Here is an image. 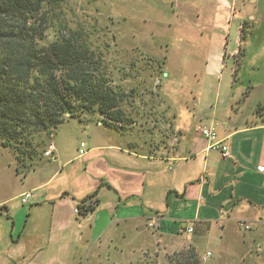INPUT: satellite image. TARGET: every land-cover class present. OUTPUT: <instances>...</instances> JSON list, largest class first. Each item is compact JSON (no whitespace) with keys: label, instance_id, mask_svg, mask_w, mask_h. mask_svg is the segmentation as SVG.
Wrapping results in <instances>:
<instances>
[{"label":"crops","instance_id":"1","mask_svg":"<svg viewBox=\"0 0 264 264\" xmlns=\"http://www.w3.org/2000/svg\"><path fill=\"white\" fill-rule=\"evenodd\" d=\"M106 1L116 21L181 16L201 61L180 72L197 96L164 88L168 126L155 132L85 118L63 124L54 156L26 175L15 168L20 193L0 197V264H139L173 237L192 240L204 264H264V0ZM213 122L227 158L196 133ZM25 192L34 194L28 204ZM84 201L96 209L76 214Z\"/></svg>","mask_w":264,"mask_h":264},{"label":"trees","instance_id":"2","mask_svg":"<svg viewBox=\"0 0 264 264\" xmlns=\"http://www.w3.org/2000/svg\"><path fill=\"white\" fill-rule=\"evenodd\" d=\"M78 2L0 0V146L14 154L18 174L36 168L69 119L129 122L119 108L125 92L109 70L111 42ZM78 208L86 216L96 204ZM179 255L174 264H202L195 248Z\"/></svg>","mask_w":264,"mask_h":264},{"label":"rangeland","instance_id":"3","mask_svg":"<svg viewBox=\"0 0 264 264\" xmlns=\"http://www.w3.org/2000/svg\"><path fill=\"white\" fill-rule=\"evenodd\" d=\"M146 1L151 3L150 0ZM109 2L106 0L101 2L99 0H79L77 5L83 10L79 12L80 15L90 16L94 20L98 19L102 34L112 45L107 58L109 70L114 69L115 81L125 92V98L119 108L124 113L123 118L129 120L127 124L122 121L116 123L115 126L117 129H130L144 125L146 127L150 125L151 128L153 125L154 128L157 125L168 126L169 120L165 118L164 108L161 107L160 97L162 94H165V91L168 94V89L171 92L190 90L192 92V94L189 93L190 96H197V88H190L188 80L180 72V69L186 64L192 63L195 69L200 63L197 40L192 34L187 33L185 22L180 20V15L170 19L168 18L169 14H164L165 18L154 20L152 14H136L133 21H116L111 15L115 4L112 1ZM192 24H198V21H194ZM124 29L129 32L134 31V34L122 36L120 42L117 34ZM251 30L254 31V28ZM249 33H251L250 28ZM256 47H258L257 44ZM250 58L253 61L254 55ZM225 63L224 74L227 77L234 62L227 58ZM252 70L254 73L259 71L253 68ZM91 118L93 119V117ZM166 129L168 127L159 129L158 134L168 136ZM150 131L155 132L153 128ZM54 136L52 138L51 135L52 139H49L46 149L55 141ZM44 158L46 157L44 156ZM15 168L17 172L16 158L12 151L0 146V197L6 195L12 197L11 194L20 193L22 182L16 181ZM191 248H195L197 251L193 241L187 237L162 238L156 243L154 249L141 255V264H174L180 259V253L187 252ZM197 253L199 254L198 251ZM199 257L204 264L200 254Z\"/></svg>","mask_w":264,"mask_h":264},{"label":"built area","instance_id":"4","mask_svg":"<svg viewBox=\"0 0 264 264\" xmlns=\"http://www.w3.org/2000/svg\"><path fill=\"white\" fill-rule=\"evenodd\" d=\"M217 123H209V124H202L199 123L196 125V133L199 134L200 136L206 138L210 142V147L212 149L220 150L221 154L223 157L227 158L230 156V150L227 145L222 144V142L218 138V132H217ZM86 149V144L82 143L81 144V150L80 153L84 154ZM54 151H55V145L52 142L48 148L46 149L44 156L46 158H51L54 156ZM259 172H264V166L258 167ZM34 198L33 192H25L22 197L21 201L23 204H28L32 199ZM76 214H79V208L77 207L75 209ZM148 226L150 228H155L156 227V222L151 221L149 222ZM240 226L246 230H250V226L245 224L244 222H240ZM194 229L193 227L189 226L186 229L183 230L184 233L191 234L193 233ZM210 255V253H208Z\"/></svg>","mask_w":264,"mask_h":264}]
</instances>
